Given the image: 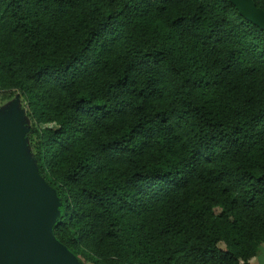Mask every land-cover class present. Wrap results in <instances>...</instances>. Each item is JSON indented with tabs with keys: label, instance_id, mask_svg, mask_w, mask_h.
Listing matches in <instances>:
<instances>
[{
	"label": "trees",
	"instance_id": "16d2710c",
	"mask_svg": "<svg viewBox=\"0 0 264 264\" xmlns=\"http://www.w3.org/2000/svg\"><path fill=\"white\" fill-rule=\"evenodd\" d=\"M0 91L26 104L81 264L264 245V31L228 0H0Z\"/></svg>",
	"mask_w": 264,
	"mask_h": 264
},
{
	"label": "water",
	"instance_id": "95a60500",
	"mask_svg": "<svg viewBox=\"0 0 264 264\" xmlns=\"http://www.w3.org/2000/svg\"><path fill=\"white\" fill-rule=\"evenodd\" d=\"M228 1L264 31V10L253 0ZM14 116L13 107L0 115V264H81L52 233L60 203L28 156Z\"/></svg>",
	"mask_w": 264,
	"mask_h": 264
},
{
	"label": "rangeland",
	"instance_id": "374dc122",
	"mask_svg": "<svg viewBox=\"0 0 264 264\" xmlns=\"http://www.w3.org/2000/svg\"><path fill=\"white\" fill-rule=\"evenodd\" d=\"M7 94V98H3L4 92L0 91V115L2 112H8L10 111V108L13 107L16 112V116H14V119L20 126L25 130V133L23 134V141L25 142V147L27 150L28 156L34 160V152L32 151V140L34 139V135H32L31 131V119L27 114V107L23 99L20 97L18 92H11V93H5ZM18 113L20 115L18 116ZM44 127H49V125H46Z\"/></svg>",
	"mask_w": 264,
	"mask_h": 264
},
{
	"label": "crops",
	"instance_id": "0c3cea01",
	"mask_svg": "<svg viewBox=\"0 0 264 264\" xmlns=\"http://www.w3.org/2000/svg\"><path fill=\"white\" fill-rule=\"evenodd\" d=\"M249 264H264V245H260L257 254L249 260Z\"/></svg>",
	"mask_w": 264,
	"mask_h": 264
}]
</instances>
